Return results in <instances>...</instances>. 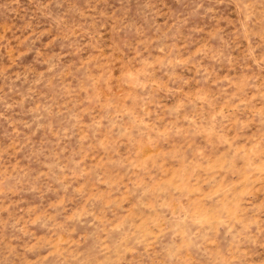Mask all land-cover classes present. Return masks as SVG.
Segmentation results:
<instances>
[{
    "label": "rangeland",
    "instance_id": "374dc122",
    "mask_svg": "<svg viewBox=\"0 0 264 264\" xmlns=\"http://www.w3.org/2000/svg\"><path fill=\"white\" fill-rule=\"evenodd\" d=\"M0 264H264V0H0Z\"/></svg>",
    "mask_w": 264,
    "mask_h": 264
}]
</instances>
